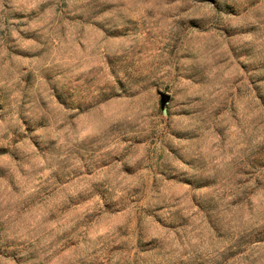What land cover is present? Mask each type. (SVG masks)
Segmentation results:
<instances>
[{
	"label": "rangeland",
	"instance_id": "374dc122",
	"mask_svg": "<svg viewBox=\"0 0 264 264\" xmlns=\"http://www.w3.org/2000/svg\"><path fill=\"white\" fill-rule=\"evenodd\" d=\"M0 264H264V0H0Z\"/></svg>",
	"mask_w": 264,
	"mask_h": 264
}]
</instances>
